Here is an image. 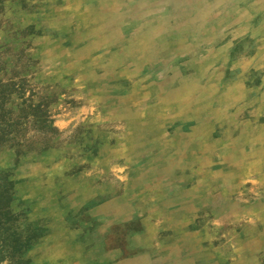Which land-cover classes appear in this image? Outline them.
Here are the masks:
<instances>
[{"label":"rangeland","instance_id":"374dc122","mask_svg":"<svg viewBox=\"0 0 264 264\" xmlns=\"http://www.w3.org/2000/svg\"><path fill=\"white\" fill-rule=\"evenodd\" d=\"M0 264H264V0H0Z\"/></svg>","mask_w":264,"mask_h":264},{"label":"trees","instance_id":"16d2710c","mask_svg":"<svg viewBox=\"0 0 264 264\" xmlns=\"http://www.w3.org/2000/svg\"><path fill=\"white\" fill-rule=\"evenodd\" d=\"M7 139H5L4 137H0V145H2L4 142H6Z\"/></svg>","mask_w":264,"mask_h":264}]
</instances>
